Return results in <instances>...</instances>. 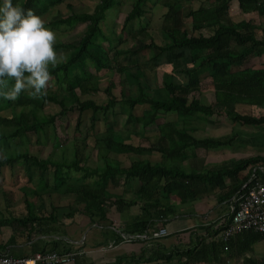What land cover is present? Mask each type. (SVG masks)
Listing matches in <instances>:
<instances>
[{"label": "trees", "instance_id": "16d2710c", "mask_svg": "<svg viewBox=\"0 0 264 264\" xmlns=\"http://www.w3.org/2000/svg\"><path fill=\"white\" fill-rule=\"evenodd\" d=\"M183 1L133 0L121 24L120 37L116 35L115 39L104 32L102 25L106 12L117 8L120 0H99L92 11L80 13L73 12L66 4L70 10L68 15L45 23L52 29L84 26V30L76 42H55L57 54L63 52L64 59L50 66L51 78L42 94L30 95L31 89H25L16 99L0 96V169H13L20 164L27 183L31 184L21 188L25 209V214L21 216H13L9 212L11 200L6 199L8 193L1 192L6 215L1 213L0 228H9L11 235L6 243L0 245V252H8L16 258H30L38 253L74 254L72 264H92L80 252L86 246V238L77 246L63 230L57 229L63 221H71L76 214H80L100 233V238L96 236L97 242L93 241L96 242L95 247L107 245L110 241L118 244L123 239L111 229L114 222L108 219V209L139 208L142 213L119 229L126 234H141L156 224L165 226L167 219L176 216L174 200L184 204L213 195L218 203L231 202L235 194L246 191L247 186H242L252 169L255 166L264 167V155L203 165L198 171H187L182 165L185 160L196 158L199 150L222 149L240 142L246 144V141L264 147V68L251 66L254 59L264 56V25L260 20L264 19V0H209V5L190 8L186 12H183ZM13 2L33 9L42 17L67 0ZM157 4L165 9L160 25L163 43L156 42L147 32L150 10ZM234 7L242 13H255L257 21L253 18L235 21L231 18ZM134 25L138 26L135 30ZM124 33L132 40L137 39L139 46L125 49ZM144 51L151 56L139 62V56ZM119 58L127 64L119 63ZM163 67L168 72L162 74V86L153 88L146 71ZM102 71L105 75L117 73L120 76L121 97L112 93L115 85L111 78L103 89L100 88L99 73ZM176 75L183 76L184 81H175ZM203 78H209L212 85V100L208 104L192 96L200 91ZM100 91L106 98L105 103L88 97ZM240 104L250 106L251 114H239L235 106ZM48 106L58 110L50 112L46 109ZM116 106L126 115L127 123L141 125L142 128L156 124L168 113H176L182 118L157 125L154 141L149 147L134 146L117 140L113 127L107 122L108 113ZM138 106L146 108L137 116L135 110ZM86 111H90L91 115L83 122L81 117ZM70 112L77 114L74 129L81 135V138L73 140L72 158L56 160L51 156L40 158L31 154L32 143L28 137L34 135V143L41 142L46 129L55 128V119ZM220 116L233 123L255 127L262 134L244 137L230 133L205 138H195L191 134L196 126L187 117H194L195 122ZM98 121L105 126L102 133L96 129ZM85 123L83 132L81 126ZM89 137L93 138L100 163L95 167L85 163L84 150ZM53 138L56 143L57 136ZM111 153L142 157L125 166L109 158ZM154 153L159 155V160H153L151 155ZM49 170H52L51 186L46 176ZM245 171L247 174L242 177L241 183L232 185ZM257 173L258 177L261 176ZM226 179L233 183L227 186ZM132 185L135 192L130 200L112 192L120 187L121 190L129 189ZM44 194L71 196L74 207L50 204L48 209ZM96 215L98 218L95 221ZM225 218L218 233L231 221L229 213ZM62 236H66L67 240H63ZM262 240L264 233L247 230L233 237L226 246L233 244L235 253L243 256V264H264V258L245 257L252 246ZM25 245L30 248L27 253L12 251L11 246L20 249ZM224 246L225 243L218 239V242L210 244L201 242L193 248L177 249L176 254L186 258L185 264L201 260L206 262L212 254L217 257L215 250L223 251ZM145 249L139 255L108 258L104 263L139 264L147 253ZM174 249L155 257L150 251L143 260L149 263L168 262L174 255Z\"/></svg>", "mask_w": 264, "mask_h": 264}, {"label": "rangeland", "instance_id": "374dc122", "mask_svg": "<svg viewBox=\"0 0 264 264\" xmlns=\"http://www.w3.org/2000/svg\"><path fill=\"white\" fill-rule=\"evenodd\" d=\"M99 0H67L66 3L52 9L49 13H46L42 16L45 23H47L50 19H56L61 16H66L69 14V8L66 4H69L71 7L70 9L73 12L80 13V12H90L92 11L93 7ZM121 4L117 6V8L110 9L106 12V18L104 20V25L102 28L106 34L112 39H115V36L118 35L120 37V30L121 24L123 23V19L129 10L131 3L133 0H120ZM209 5V0H184L182 2L183 12H186L190 8L197 9L200 6H207ZM160 4H157L152 10H150V21L147 27V32L158 43H163L162 35L160 33V25L161 19L163 14L165 13V9L163 7H159ZM231 18L235 21H239L240 19H254L257 21V16L255 13H242L234 8L231 9ZM260 19V18H259ZM261 24L264 25V19H260ZM134 30L138 28L137 25H134ZM51 28V27H49ZM52 29V28H51ZM56 33V42H63V43H70L76 42L78 38L81 36L84 26H77L76 28H66L60 27L57 29H52ZM124 38H126V44L124 45L125 49H134L135 47L139 46V41L137 39L132 40L130 39L127 34L124 33ZM116 43H114L115 45ZM60 52L58 54V61L64 59V56ZM151 54L147 51L142 52L139 56V62H142L144 59L150 58ZM119 63L122 65H126L127 62L119 58ZM252 67L256 68H264V56L258 59H254L251 62ZM168 72V69L157 68L155 70H147L146 76L151 84L154 87H161L162 86V74L163 72ZM100 81L99 86L100 88H104L107 85L109 78H111L112 82L114 83L115 87L113 89V94L117 97L120 96L121 88H120V76L117 73L110 75H105V72L102 71L99 73ZM142 83H145L142 80ZM175 81L183 82L184 78L181 75L175 76ZM200 91H196L192 94L197 100H200L202 103H211L212 100V85L209 78H203L201 83ZM49 85V83H48ZM144 85V84H143ZM101 89V90H102ZM134 89V88H133ZM32 92V89L29 91ZM39 94V93H38ZM30 95H33L32 93ZM33 97V96H32ZM35 97V96H34ZM89 98L95 100L98 103H105L106 98L102 91L99 93H91L88 95ZM121 97V96H120ZM146 108V106H138L135 110L136 115H140L141 112ZM50 112H56L58 108L54 106H48L46 108ZM236 111L241 115H250L251 108L249 107H236ZM91 115L90 111H86L82 114V121L85 122L89 119ZM182 117L177 115L176 113H168L164 115V119H158L156 124L150 125L147 128H142L141 125H136L133 123L126 122V115L121 112L120 107L116 106L114 110L108 113L107 122L113 127V135L117 140L124 141L125 143L132 144L134 146H143L149 147L151 142L154 141L155 132L157 131V125L162 123L163 121H177ZM189 121L193 122L196 126V130L191 131V134L195 138H203V137H221L229 135L230 133H236L238 136H247L250 135L252 137L258 131L255 127H248L243 126L239 123H233L225 116L220 117H212L207 121H195L194 117H187ZM77 120L76 113H67L65 116H59L54 121V129L48 127L46 129L45 135H42L39 143H34L36 136H30L28 139L31 141L32 146L30 147V153L33 155H38L40 158L52 157V159L56 160H69L72 158V146L74 138H81L79 133H76L74 127ZM85 125L81 126V131L85 132ZM96 129L99 133H102L105 130V126L103 122L98 121L96 125ZM54 135L57 136L58 141L54 143ZM247 142V141H246ZM93 138L89 137L87 139L88 146L84 150V155L86 156V164L90 167H95L97 164L99 165V160H97V153L93 146ZM245 144V143H244ZM247 145V144H246ZM249 153L257 152L258 149L256 146H246L244 147ZM217 150L215 153L211 154V151L206 153L203 150H199L197 152L196 158H191L185 160L182 165L187 171H198L201 169L202 165L206 161V156L217 154L220 155L223 153H228V150ZM154 159L159 160V155L154 153L151 155ZM134 156V155H126V154H109V158L112 160H116L121 162L123 165H129L133 159L141 158ZM220 157V156H219ZM88 158V159H87ZM74 175H78V173H73ZM47 181L49 186L52 185V170H49L46 173ZM31 186L30 183H27L26 174L24 173L22 166L20 164L15 165L13 169L9 168H1L0 169V216L6 215L5 204L3 201V196L1 192L8 193L6 199L11 200V207L9 208V212L13 214V216H21L25 214V209L23 205V194L21 188L24 186ZM122 187L118 189H113L112 192L121 194L125 200H130L134 197L135 187L132 185L131 188L126 190H121ZM45 203L49 209V205L52 204L53 206L59 207H74L73 204V197L71 196H61L57 194H52L51 196H47L44 194ZM142 211L135 207H127L122 208L119 211L114 209H108V219L110 221H115V223L120 222L124 225L125 222L132 220L134 216L141 214ZM98 216H94L95 221L97 220ZM59 231L62 230L66 233L67 237L70 240H73L77 246L83 243L84 238H86L85 243L86 246H83L80 249V252L87 251L85 256H89L92 259V264H105L104 262L111 258V256H115V254H120L123 252V249L114 250L117 246H114L113 250L107 251V253L102 255H97V253L90 254L88 253L89 250H93V246L91 245L90 240H96L98 237V233L93 226L89 224V221L86 217L76 214L71 221H63L60 226L57 227ZM11 230L9 228H0V243L7 239ZM62 235V234H60ZM97 236V237H96ZM66 236H62L63 240H67ZM100 238V236L98 237ZM21 244V243H19ZM264 247V240L261 242L256 243V248ZM109 248V247H108ZM257 251V250H256ZM113 254V255H112ZM82 260V258L80 259ZM71 264V263H70Z\"/></svg>", "mask_w": 264, "mask_h": 264}, {"label": "crops", "instance_id": "0c3cea01", "mask_svg": "<svg viewBox=\"0 0 264 264\" xmlns=\"http://www.w3.org/2000/svg\"><path fill=\"white\" fill-rule=\"evenodd\" d=\"M237 106L250 108V106L240 104V105H236L235 109ZM258 133L262 134V131L261 132L256 131V135ZM246 144H244V142H240L231 147L216 149V150H208L211 151V154H213L217 150L223 151L226 149L228 150L229 154L223 153L222 151H221L222 154L220 155H218V153L214 155L208 154L206 156L207 159L203 165H215L222 162H229L233 160L238 161L245 157L264 155L263 145L258 147L256 142L253 143V141L251 143H248L247 141ZM246 146H256L258 151L254 153H249L246 150H244V147ZM208 151L205 152L208 153ZM246 174H247L246 171L240 174L238 176V179L234 180V184H232L233 181H231L230 179H226L225 180L226 185L227 186L230 184L239 185L241 183L242 177L245 176ZM173 204H174L173 206L176 212V216L167 219V222L165 224V227L168 231L167 236L160 238L158 240H148V241L135 240L130 243L119 242L118 244H113V242L110 241L107 245H102L98 247H95L94 245L97 242L96 240H90L92 242L91 245L94 248L93 250H89L88 253L90 254L97 253V255L104 256L107 253V251L109 250L111 251L113 250L114 246H117L114 250L123 249V252L117 255L115 254V256H111L110 259L122 255L125 256L139 255L143 248H146L145 250L147 251V253L152 251V256L155 257V256H161V254L166 253L168 251L169 252L172 251L174 247L175 248L173 252L174 255H172V259L168 262L165 261H157V262L154 261L150 263L145 262L143 259L147 258L148 256V254L145 253L144 258L139 260V264H185L186 258L180 254H176L177 249L185 250L187 248H193L201 242H204L206 244H210L215 241L218 242V239L220 238V233H218L217 230L219 229L220 226H222L223 221L226 220L225 215L228 214V208L230 206V202L228 203L226 201V202L218 203L216 196L210 195L202 200H197L193 202L189 201L184 204H181L176 200H174ZM263 210H264V206H263ZM139 215H136L134 217H137ZM113 222L115 223V221ZM115 224L122 229L123 224H121L120 222ZM156 227L157 224L153 228ZM97 233L100 234L99 232ZM10 235L11 232L9 233L7 239L1 242L0 245L6 243ZM233 247H234L233 244L232 245L230 244L229 247H227V249L224 248L225 250L223 249V251H221V249H216L215 253L217 257H215L212 254L207 258L206 262L203 260L191 261L188 262L187 264H243V256L242 257L238 256L237 253H235V249ZM11 248L12 251H14L16 254L22 253V250L23 253H27L30 249L29 247H27V245H25L24 248L22 247L20 249H18L19 247L16 248L12 246ZM86 252L87 251H83L82 253H86ZM86 257L89 258V256ZM245 257L253 258V259L264 258V247L256 248V244H254L252 246V249L245 254ZM90 260L92 261V259Z\"/></svg>", "mask_w": 264, "mask_h": 264}, {"label": "clouds", "instance_id": "9594fccd", "mask_svg": "<svg viewBox=\"0 0 264 264\" xmlns=\"http://www.w3.org/2000/svg\"><path fill=\"white\" fill-rule=\"evenodd\" d=\"M56 39L33 9L0 0V96L16 99L25 89L33 95L47 89L50 66L58 62Z\"/></svg>", "mask_w": 264, "mask_h": 264}, {"label": "built area", "instance_id": "2783aa9c", "mask_svg": "<svg viewBox=\"0 0 264 264\" xmlns=\"http://www.w3.org/2000/svg\"><path fill=\"white\" fill-rule=\"evenodd\" d=\"M257 172L261 176L258 177ZM245 186H247L246 191L232 197L228 208L231 221L220 233L219 239L225 243V249L227 248V242L243 231L251 230L264 233V167L255 166L242 188ZM111 229L120 234L124 243L135 240H158L168 235L166 227L161 224H157L156 228H150L141 234L123 233L115 223ZM73 255L59 256L56 253H38L30 258H16L8 252H0V264H70Z\"/></svg>", "mask_w": 264, "mask_h": 264}]
</instances>
